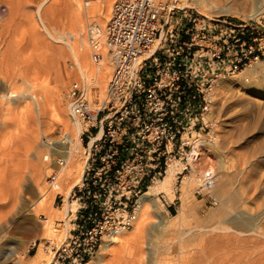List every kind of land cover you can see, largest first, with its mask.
I'll use <instances>...</instances> for the list:
<instances>
[{
    "label": "rangeland",
    "instance_id": "rangeland-1",
    "mask_svg": "<svg viewBox=\"0 0 264 264\" xmlns=\"http://www.w3.org/2000/svg\"><path fill=\"white\" fill-rule=\"evenodd\" d=\"M41 1L0 0V95L7 94L12 88L17 92L16 97L3 98L4 103H9L11 108H14L12 113V110L7 113L5 109L0 108V119L9 118L8 120L11 123L7 128L8 132L5 130L6 133L10 132V134L3 132V136L0 130V141L1 139L2 142L4 141L3 143L0 142L3 145L2 150L0 144V190L3 185L9 184L16 178L18 179V176H29L32 168L40 165L43 167L44 179L43 185H41L43 187L42 191H49L52 189L49 177L53 170L59 168L56 160L69 156L70 158L66 159L64 166L59 170L61 174L66 171V178L62 179L58 174L56 180L60 185L65 183L62 185L63 190L53 196L51 205L48 208L40 206L36 211H32L38 194L22 192L21 201L16 207L10 209L8 206L4 209H10L12 215L18 220L25 219V223L22 230L18 232L10 230L7 234L12 238L11 242L6 245L9 255L8 257H0V264H44L50 259V248L52 246L66 244L73 228L75 210L79 205L78 200H76L77 194L75 193L74 196V190L80 185V182L70 188L69 196L65 199V187L77 174L79 168L83 166L84 161L82 146L79 150L73 151L75 153L69 154L73 143L66 144L61 141L64 133H67L70 139L73 134H75V137L78 136L74 133V124L69 119V111L66 110L65 112L66 120L64 124L56 122L52 110H49L48 115L46 114L44 118L48 126L46 124L40 126L34 123L31 113L26 109V106L32 109L30 99L25 96L30 89L22 84L19 79L22 73L35 76L38 78L35 82L45 86L44 88L47 91L50 90L49 93L52 95L51 91L53 92L54 87L57 86V74L64 71L69 75L62 86L63 98L66 103L69 102L67 97L68 88L73 81L77 80L74 76H71L73 60L68 51L58 43H54L45 34L38 22L39 20H37L35 11ZM84 1L90 0H77V6L82 11L86 9L83 4ZM99 1L104 2L106 5L109 4L110 15L114 0ZM176 1L179 3L186 1L188 6H185V8L198 9L202 15L208 17L230 18L236 22L249 20L264 28V12L259 11L260 13L257 15L249 17L242 15L247 11L252 14V11L260 7L261 0ZM49 2V5H53L57 9L55 13L57 20H63L64 1L49 0ZM41 14L44 24L50 25L53 21L50 14L45 13L44 8ZM84 19L81 23L82 36L88 42L86 23L94 20V18ZM61 27H64L63 31L65 32H72L73 30L69 26L63 25ZM52 47H54V51L51 50ZM57 47L61 48L58 50ZM90 52L91 49H89L88 61L92 64ZM110 75L108 78H110ZM220 79H227L231 83L229 88L223 90L222 94L210 96L211 104L207 115L210 122L209 127L202 129V122L197 121V139L199 137L210 139V135L213 133L216 148L200 146V154L196 164L191 163V167L179 175V178H176V172L180 170L181 164L175 160L171 161L168 171L172 172L175 178L171 188L172 195L159 189L157 194L148 197L151 200L152 208L146 231L139 243L130 246L129 252H124L123 264H138L140 255V264H163L167 255L175 257L174 260L177 261V264H185V262L186 264H264V232H262L264 226H261V224L264 225V57L257 60L251 59L240 70L217 80ZM105 93L103 95L99 93L97 98H89L88 106L91 110L98 107ZM30 104L31 106H28ZM185 138L191 140L193 136L188 134ZM43 154H47L48 160L42 158ZM210 166L214 170V177H217L219 170L224 172L222 191L218 196L198 192L197 190L196 179ZM185 175H190L193 178L189 185L191 210L185 223L176 225V223H172L171 216L177 214L180 210L181 186L184 183ZM160 180H156L155 184L152 183L143 188L138 194V199L150 186L156 185ZM219 196L225 204H228L227 207L229 208L224 212H222L223 210L220 211L222 214L219 213V210H215L218 211L217 213L214 212V208L217 205L219 206ZM67 202L70 211L69 215H64L63 209ZM232 208L234 211L236 210L237 215H240L239 219L235 218L237 215ZM223 213L226 214V217L222 216ZM208 214H214L217 217L207 220L206 225H214L220 220V222L222 221L221 224L228 226L230 230L219 231L218 233L207 231L203 239L196 235L197 238L194 237L186 241L173 240L175 243L170 248L171 251L164 250L165 240L170 241L171 239L162 238L160 234L162 231L197 229V217L204 220L206 216H209ZM243 215L247 216L246 220ZM46 218L51 219V226L47 231L45 228H41ZM215 218L218 219L215 220ZM228 218H234L238 221V224L237 222H231V224L225 222ZM65 223L67 224L66 231H64ZM133 224L124 233L132 232ZM221 224L217 223L216 225ZM258 225L259 228H257ZM259 229L262 232V234H259L261 236L258 235L260 233ZM32 238H35L34 244H30ZM227 239L229 240L227 241ZM108 243L110 242L107 240L101 243L100 248L91 258L93 264H102L99 259L102 253L105 252L103 246ZM39 253L43 255L40 256ZM183 253L184 258H182ZM185 257H188V260ZM104 259L102 261L104 264H111L108 261L109 257ZM181 260L187 261L182 262ZM178 261L181 262L178 263Z\"/></svg>",
    "mask_w": 264,
    "mask_h": 264
},
{
    "label": "built area",
    "instance_id": "built-area-1",
    "mask_svg": "<svg viewBox=\"0 0 264 264\" xmlns=\"http://www.w3.org/2000/svg\"><path fill=\"white\" fill-rule=\"evenodd\" d=\"M95 31L86 26L91 61L105 46L112 73L94 110L78 80L68 88L69 119L85 126L84 161L70 237L50 248L48 264H87L103 241L130 229L141 190L172 160L181 164L176 178L197 160V121L210 125L214 81L264 57L261 26L208 17L176 0H114L104 35ZM61 141L70 144L69 135ZM65 160H56L50 183Z\"/></svg>",
    "mask_w": 264,
    "mask_h": 264
},
{
    "label": "bare ground",
    "instance_id": "bare-ground-1",
    "mask_svg": "<svg viewBox=\"0 0 264 264\" xmlns=\"http://www.w3.org/2000/svg\"><path fill=\"white\" fill-rule=\"evenodd\" d=\"M58 1L60 2V0H58ZM63 1H64L63 20H57V18L55 16L57 9L55 6L48 4V3H50L49 0H42L40 2V4L37 5L36 11H35L37 20H39L38 22L41 25V28L43 29L45 34L54 43H56V44L58 43L59 45L63 46L64 47L63 49L67 50L68 53L70 54L71 59L73 60V69H72L71 76H74L81 83L83 96L87 100H89V98H97L99 93H100V95H103L107 89V84H108L107 79L109 81L110 78H108V77L111 73L113 63H112L111 55L105 46H102V58L98 63H92L91 64L90 61H88L89 60L88 59L89 49H91V48H89V46H90L89 41L87 42L85 40V38L82 36L81 23L83 22V20H85L84 18H86V19L90 18V17L94 18V20L87 22L86 26H88L89 24H93L95 26V29H96L95 33L98 32L99 35L103 36L105 25H106L105 23H107V21L109 19L108 18L109 17V4L106 5L104 2L99 1V0L84 1L83 4H84V7H86V9L84 11H82V9L80 10L77 6V0H63ZM180 5L183 8H185V6H188L186 1H183L182 3H180ZM43 8H44L45 13H49L50 16L52 17L53 21H52V23H50V25H45L44 22L42 21L41 11ZM259 11L264 12V0H261L260 7H258L257 10L252 11L253 12L252 14L247 11L246 13L244 12L242 15L248 16V17L254 16V15H257L258 13H260ZM63 25L73 28L72 32L71 31L70 32L63 31L64 27L63 28L61 27ZM57 48L59 50V48H61V47H57ZM51 50L54 51V47H52ZM25 72H27V71H25ZM68 76L69 75L67 73H65L64 71L58 72L57 77H56L57 86L56 87L53 86L54 91L53 92L51 91V93H52V95H51L49 93L50 90L47 91V89L44 88L45 86H42V85L37 84L35 82L37 77L30 76L28 73L20 74L19 79L21 80V83L28 86V88L30 89V91L28 93H26L25 96L30 99V102L32 104V109L28 108L27 106H26V109H27V111H29L31 113L30 115H32L31 117L34 120V123H37L40 126L43 124L47 125L44 118H45V116L49 110L54 111L53 114L55 116V120L57 123H59V124L65 123V120H66V118H65L66 113L65 112H66V110L70 111L71 105H70V102L66 103L64 98H63L64 96L62 93V86L66 82V79L69 78ZM230 83L231 82L227 79H220L217 81L215 80L209 95L210 96L214 95V94L220 95L219 93L222 94V92L225 88H227V87L229 88ZM50 85H51V83H50ZM52 90H53V88H52ZM16 95H17V92L15 89L13 90V88L10 91H8L7 94L0 95V108L5 109L7 111V113H10V111L12 110L11 111V113H12L14 111L13 110L14 108H11L9 103H4L5 101H3V98H5V97L9 98V97H13V96L16 97ZM6 100H8V99H6ZM31 104L28 106H31ZM8 119H5V118L0 119V130L2 131V135H3V132H5V130H7V128L11 124L10 120H8ZM73 124H74L73 127H74V131H75L74 133H76V135H78V136L75 137V134H73V137L70 139V142L73 143V146L71 149L73 151H77L80 149V141H79L78 137H79L80 133L85 129V126L80 121H77ZM43 126H45V125H43ZM7 132H8V130H7ZM6 134H10V132L6 133ZM213 135L214 134L211 133L210 139H208L206 137H205V139H203L202 137L201 138L199 137V139H197V141H196L197 160H198V157L200 154L199 153V147L200 146L204 147V148L205 147L206 148L207 147L213 148V149L216 148L215 137H214L215 135L214 136ZM46 139L48 140L49 138H46ZM0 142L3 143L4 141L2 142V139H1ZM1 147L3 150L2 144H1ZM73 153H75V152H73ZM43 157L49 158L47 156V154H43L42 158ZM67 158H70V156ZM197 160L195 162H192L193 165L196 164ZM65 162H66V160H65ZM64 164H63V166H64ZM82 167L79 168L77 174L73 177V179L65 187L66 188L65 189V199H67L69 196L70 188L80 182ZM213 171L214 170L212 169V166H210L207 170H204L202 172V175L198 179H196V185H197L198 192L211 193L214 196H218L221 193V191H222V177L224 176V172L219 170L217 177H214ZM60 174L61 173H59V177H61L62 179L66 178L65 177L66 171L63 174H61V175ZM174 180H175V178L173 176V173L170 171H167V174L163 177V179L160 180L159 183H157L156 185L150 186L148 188V190L145 191L141 197H139V199L137 200V210H136L137 218L135 216V220H134L135 222H133L134 224H133L132 232L129 231V233L128 232L124 233V231H123V232L117 234L116 236H114L113 238H111L110 240H107L110 243L105 244L103 246V250H105V252L103 251L104 253H102V256H100V259H99L100 263L104 264L102 262L103 259L105 257L106 258L109 257L108 261L111 264L112 263L123 264L122 262L125 259L124 258V252L125 251L129 252L130 246L139 243L141 238L143 237L145 231H146V225H147V222L149 221V219L151 217V208H152L151 207L152 206L151 200L148 197L150 195L157 194L159 192L158 191L159 189H160V191H162V190L167 191L168 193H170L172 195L171 188L174 184ZM191 180H193V178L190 175L184 176V183L181 186L180 210L178 211L177 214L171 216V220L173 221L172 223H176V225L177 224L183 225V223H185L186 218L189 215V212L191 210L190 199H189L190 198L189 185H190ZM43 181H44V179H43V167H41L40 165H36L32 168V172L29 176L26 177V175H21V176H18V179L16 178V180L11 181L7 185H3L4 183L2 184L3 187L0 190V257H8V255H9V250L6 247V245L9 242H11V239H12L7 235L9 233V231L12 230L14 232H16V231L18 232L24 228V223H25L24 220L25 219L18 220L10 212V209H12L13 207H16L17 204L19 203V201H21V193L22 192H32V193L34 192V193L38 194V197L34 203L35 206L32 209V211H36L38 209V207H40V206L42 208H48L51 205V200L53 199V196L56 193H60L61 190H63L62 185L65 184V183H63L60 185L58 182H52L50 184L52 189H50L49 191H42L43 187L41 185H43ZM218 200H219V206L217 205V207L214 208V212L215 213L218 212L215 210H219V213L222 210H223L222 212H224V210H226L228 208L227 207L228 204L227 203L225 204L223 202V199L220 196L218 197ZM22 201H23V199H22ZM8 206L10 207V209L4 210ZM232 210H233V208H232ZM69 211H70V206H69V203L67 202L65 204L64 209H63V214L69 215ZM222 212L220 214H222ZM234 212L236 214V210ZM214 214H208L209 216H206V218L204 220L200 219V217H197V222H198L197 229L187 228L184 230L173 229V230L162 231L160 233L162 238H170L171 239L170 241L165 240L164 250H166V251L170 250V248L175 243V241H173V240H176L179 242L181 240L186 241V240H190V239L194 238L196 235H197V237H200L203 239V236L207 233V231L218 233L219 231L230 230V228L228 226L222 225L221 224L222 221L220 222V220H218L219 222H217V223H220L221 225H216L217 223H214V225H206L207 220H211L212 218L217 217ZM222 216L226 217V214H224ZM244 217L246 220L247 216H244ZM219 218H220V216H219ZM235 218L239 219L240 215L235 216ZM216 219H218V218H215V220ZM221 219H223V218H221ZM228 219L227 220L225 219L226 221L225 220L224 221L228 222V223L230 222V224H231V222H237V224H238V221H236L234 218L233 219L228 218ZM232 224H234V223H232ZM50 226H51V219L46 218L45 223L42 224L41 228L42 229L45 228L47 231V230H49ZM235 226H236V223H235ZM261 226H264V225L261 224ZM257 228H259V225ZM66 230H67V224L65 223L64 224V231H66ZM262 232H264V231H262ZM262 232L260 230V233H258V235L262 234ZM214 234H213V236H214ZM259 236H261V235H259ZM197 237H195V238H197ZM219 239H221V238H219ZM228 240L229 239H227V241ZM239 240H240V238H239ZM245 240H246V238H245ZM209 241H210V239H209ZM229 242H231V241H229ZM34 243H35V238H32L30 240V244H34ZM203 243H204V241H203ZM210 244H212V243H210ZM180 248H181V246H180ZM173 251H175V250L173 249ZM39 255L42 256L43 254L41 255L39 253ZM184 256L185 255L183 253L182 258H184ZM178 257L180 258V256H178ZM174 259H175V257L173 258L170 255L169 256L167 255V257L163 261V264H177V261ZM187 260H184V261L181 260V261L185 262ZM140 261H141V255L138 258V264H140ZM180 262L178 261V263H180ZM48 263H49V260L44 262V264H48ZM87 264H93V263L90 260L87 262ZM180 264H182V263H180ZM185 264H186V262H185Z\"/></svg>",
    "mask_w": 264,
    "mask_h": 264
},
{
    "label": "trees",
    "instance_id": "trees-1",
    "mask_svg": "<svg viewBox=\"0 0 264 264\" xmlns=\"http://www.w3.org/2000/svg\"><path fill=\"white\" fill-rule=\"evenodd\" d=\"M173 214V213H172Z\"/></svg>",
    "mask_w": 264,
    "mask_h": 264
}]
</instances>
